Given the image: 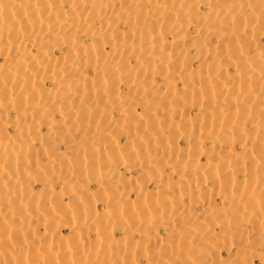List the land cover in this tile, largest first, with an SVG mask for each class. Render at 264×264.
Listing matches in <instances>:
<instances>
[{"label":"bare ground","instance_id":"bare-ground-1","mask_svg":"<svg viewBox=\"0 0 264 264\" xmlns=\"http://www.w3.org/2000/svg\"><path fill=\"white\" fill-rule=\"evenodd\" d=\"M0 264H264V0H0Z\"/></svg>","mask_w":264,"mask_h":264}]
</instances>
